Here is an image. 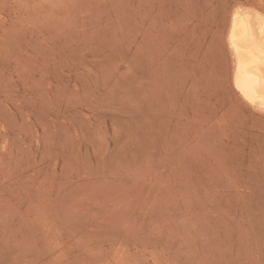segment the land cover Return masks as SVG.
Returning a JSON list of instances; mask_svg holds the SVG:
<instances>
[{"label":"rangeland","instance_id":"1","mask_svg":"<svg viewBox=\"0 0 264 264\" xmlns=\"http://www.w3.org/2000/svg\"><path fill=\"white\" fill-rule=\"evenodd\" d=\"M237 9L264 0H0V264H264Z\"/></svg>","mask_w":264,"mask_h":264},{"label":"bare ground","instance_id":"2","mask_svg":"<svg viewBox=\"0 0 264 264\" xmlns=\"http://www.w3.org/2000/svg\"><path fill=\"white\" fill-rule=\"evenodd\" d=\"M228 45L233 56L235 89L246 102L264 112V14L235 10Z\"/></svg>","mask_w":264,"mask_h":264}]
</instances>
